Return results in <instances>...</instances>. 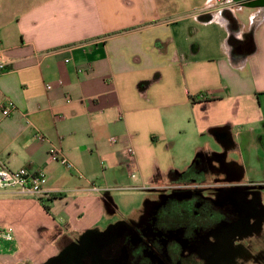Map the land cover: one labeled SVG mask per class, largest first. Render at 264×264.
Here are the masks:
<instances>
[{
  "label": "crops",
  "instance_id": "crops-1",
  "mask_svg": "<svg viewBox=\"0 0 264 264\" xmlns=\"http://www.w3.org/2000/svg\"><path fill=\"white\" fill-rule=\"evenodd\" d=\"M0 64V103L15 106L0 120V167L41 170L51 195L46 212L37 199L0 188V228H13V241L0 243V264H46L68 241L102 234L115 209L112 184L162 189L197 155L216 169L245 162L263 179L240 181L264 189V8L0 0ZM37 134L59 145L73 168L50 162ZM125 147L135 152L132 175ZM249 149L262 152L251 163ZM232 151L242 162H227ZM258 204L262 214L244 232L235 264H264Z\"/></svg>",
  "mask_w": 264,
  "mask_h": 264
},
{
  "label": "flooded vegetation",
  "instance_id": "flooded-vegetation-1",
  "mask_svg": "<svg viewBox=\"0 0 264 264\" xmlns=\"http://www.w3.org/2000/svg\"><path fill=\"white\" fill-rule=\"evenodd\" d=\"M210 172L223 177L211 184ZM170 183L138 222L115 225L97 241L91 234L68 241L46 264H235L239 240L262 214L259 188L242 183L237 167L216 169L207 158Z\"/></svg>",
  "mask_w": 264,
  "mask_h": 264
},
{
  "label": "rangeland",
  "instance_id": "rangeland-1",
  "mask_svg": "<svg viewBox=\"0 0 264 264\" xmlns=\"http://www.w3.org/2000/svg\"><path fill=\"white\" fill-rule=\"evenodd\" d=\"M213 148H215V145H212ZM247 156H245L246 162L251 163L252 159L254 160L255 157H257V153H261L262 152L259 150H253L251 152V149H249V152H246ZM248 154H250L248 156ZM259 155V154H258ZM244 158V154L242 155L241 152L239 151H232L231 154H229L227 156V162H242V159ZM251 161H250V159ZM256 160V159H255ZM245 162L244 164L240 165V169L238 170V178H240V180L242 182H248L250 183V181L256 180V179H263L262 174H257L255 173V171L250 170L249 168H246L245 166ZM187 168V167H185ZM223 177V174L217 175L214 173H209L207 176V180L208 182H210L211 184L214 183L217 179H221ZM173 186L172 183L167 182L165 183L164 187L167 186ZM111 187L115 188L112 192L111 197L113 198V202H114V206L115 209L113 210L114 212L109 214V218L107 220V223L102 222V230L104 234L107 231V226L109 225H126L130 222H138L141 212L144 210L145 206L149 203V202H154V201H158L161 197L162 194H164V192H167L168 190H152L148 185H145L143 183H138L135 180H133L132 182H128V181H124L122 183H116V184H112ZM256 188V187H255ZM259 188L258 191V197L261 201L264 202V189L261 187H257ZM101 235V234H100ZM245 237H243L242 239L239 240V244H246L248 242V239H246V235H244ZM93 239L97 241L99 235L94 234ZM238 242V240H237ZM236 244V242L234 243ZM57 248H59V246H61V243L58 242L56 244ZM55 246V248H56ZM241 256V255H240ZM238 257L237 260H240L241 257ZM247 259V257H246ZM250 261V260H249ZM251 264H253L250 261ZM17 264H30L27 262H22V263H17ZM32 264V263H31ZM33 264H37V263H33Z\"/></svg>",
  "mask_w": 264,
  "mask_h": 264
},
{
  "label": "built area",
  "instance_id": "built-area-1",
  "mask_svg": "<svg viewBox=\"0 0 264 264\" xmlns=\"http://www.w3.org/2000/svg\"><path fill=\"white\" fill-rule=\"evenodd\" d=\"M68 60H65L67 63ZM3 66L0 64V70ZM79 73L82 71H78ZM60 84V81H59ZM47 90L51 86L45 87ZM205 95H201L204 98ZM15 109L14 104L11 101H5V103H0V120L8 117L10 113ZM36 139L42 142H46L48 145L47 156L50 162L58 163L67 169H72V164L63 155L62 149L59 145H53L47 139H45L41 134H37ZM112 144L116 143V138H110ZM122 155L127 161V167L130 171V164L135 160V152L130 147H125L121 151ZM80 176V175H79ZM45 174L41 170L32 168H20L18 170H9L3 165L0 167V188L10 189L16 191L20 195L31 196L35 199L50 198L49 192L45 191L43 187L46 185ZM91 190L97 191L98 189L92 187ZM13 241V228L6 226L0 228V243H11Z\"/></svg>",
  "mask_w": 264,
  "mask_h": 264
},
{
  "label": "trees",
  "instance_id": "trees-1",
  "mask_svg": "<svg viewBox=\"0 0 264 264\" xmlns=\"http://www.w3.org/2000/svg\"><path fill=\"white\" fill-rule=\"evenodd\" d=\"M245 44L248 45V52H249L248 54L253 53L254 50H255V43H254V40H253V35H252V33H248V34L246 35V37H245ZM202 160H203V156H201V155H197V156L193 159L192 163L190 164V166L188 167V169H187L186 171H184V172H182V173H179V174H177V173H172L171 176H170V178H171V179H174L175 177H180V178H182V177H187V176H189L190 174H192V173L196 170L197 166H198L200 163H202ZM50 200H51V199L44 201L43 199H38V201L41 203V205L43 206V208H44V210H45L46 212H48V208L46 207L45 203L48 202V201H50Z\"/></svg>",
  "mask_w": 264,
  "mask_h": 264
},
{
  "label": "water",
  "instance_id": "water-1",
  "mask_svg": "<svg viewBox=\"0 0 264 264\" xmlns=\"http://www.w3.org/2000/svg\"><path fill=\"white\" fill-rule=\"evenodd\" d=\"M246 8H264V0H233Z\"/></svg>",
  "mask_w": 264,
  "mask_h": 264
}]
</instances>
